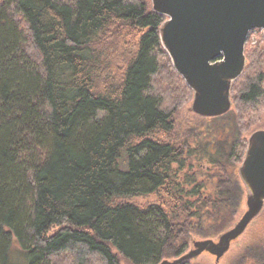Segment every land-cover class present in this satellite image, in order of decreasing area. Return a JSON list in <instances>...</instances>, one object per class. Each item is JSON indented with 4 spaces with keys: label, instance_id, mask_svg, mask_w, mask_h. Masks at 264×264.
Here are the masks:
<instances>
[{
    "label": "trees",
    "instance_id": "1",
    "mask_svg": "<svg viewBox=\"0 0 264 264\" xmlns=\"http://www.w3.org/2000/svg\"><path fill=\"white\" fill-rule=\"evenodd\" d=\"M163 22L148 0H0V264L13 244L23 264H159L232 225L235 133L264 109V37L245 45L235 111L182 139L154 85L163 61L192 97Z\"/></svg>",
    "mask_w": 264,
    "mask_h": 264
},
{
    "label": "water",
    "instance_id": "2",
    "mask_svg": "<svg viewBox=\"0 0 264 264\" xmlns=\"http://www.w3.org/2000/svg\"><path fill=\"white\" fill-rule=\"evenodd\" d=\"M164 17L159 40L173 70L192 92L190 112L218 118L232 107L231 86L246 67L245 44L253 30L264 37V0H150ZM246 211L215 240L193 241L181 256L159 264L190 263L208 254L218 264L264 208V129L249 135L238 168Z\"/></svg>",
    "mask_w": 264,
    "mask_h": 264
},
{
    "label": "rangeland",
    "instance_id": "3",
    "mask_svg": "<svg viewBox=\"0 0 264 264\" xmlns=\"http://www.w3.org/2000/svg\"><path fill=\"white\" fill-rule=\"evenodd\" d=\"M148 1L150 3V7L152 10L151 2L150 0ZM250 33L248 35L246 44L248 43L250 46H254L257 42V37L256 35H254L255 33H252L251 35ZM259 34L263 36L261 31L259 32ZM161 64H163V66H161V72L158 74L157 78L155 79L154 85L156 91L164 92V97H165L164 100L166 107L168 108V106L171 107L172 105L175 106L173 137L182 138V139L191 138V136L195 134V131L198 129V127L206 124V122L202 121L200 117L190 112L192 97L187 98V94L185 93V91L181 90L182 88L179 82L172 77V74L169 73V69L164 66L166 65L165 62L162 61ZM231 103H232L231 109L235 111L232 99H231ZM230 116L232 118V121L234 122V119L236 118L233 117L232 112ZM258 116H259V121L257 124L255 123L249 125V123H247L246 120L242 122L240 126V130L239 131L237 130L235 133V136L238 137L237 140L240 139L242 141H246L251 133H253L256 130L264 129V109L260 111ZM235 173H236V177L232 178L231 183L229 181L228 182L230 185L229 186L230 190L234 192H239V191L241 192V203H240L241 206H240L239 214L235 217L234 222L232 223L231 226H229V228H231L234 225V223L241 217V215L246 211V206H245L246 191L237 175L238 171H235ZM128 200L138 206H145L146 204L154 202L156 200V196L150 195V196L133 197ZM201 231H203V229ZM217 236L218 235L206 237V238L195 236L190 241L188 248L186 249L185 252H187L191 248V244L193 241L203 240V239L215 240ZM19 250L20 248L17 245L13 244L11 246L9 250V261L11 260L12 264H23V258L21 257V254H23V252ZM263 261H264V208L261 214L250 223V225L247 227L244 233L231 244L229 251L223 256V258L219 261L218 264H260ZM91 264H100V263L94 260L93 262H91ZM119 264H127V262L119 259ZM189 264H215V259L214 257L208 254H202L199 258L190 262Z\"/></svg>",
    "mask_w": 264,
    "mask_h": 264
}]
</instances>
